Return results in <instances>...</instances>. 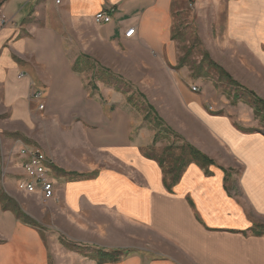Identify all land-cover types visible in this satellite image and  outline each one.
Here are the masks:
<instances>
[{
	"label": "crops",
	"instance_id": "obj_1",
	"mask_svg": "<svg viewBox=\"0 0 264 264\" xmlns=\"http://www.w3.org/2000/svg\"><path fill=\"white\" fill-rule=\"evenodd\" d=\"M173 5L174 0H0V11L12 19L0 27V264H63L62 256L74 264H98L67 250L57 235L73 245L127 251L121 261L105 264H264V232L253 230L264 221V136L236 128L228 117L208 115L185 96L206 138L193 143L223 166L190 161L169 190L159 163L142 153L146 144L130 136L128 113L117 103L105 112L103 100L89 96L73 70L81 54L74 52L76 45L67 48L63 31L96 25L94 15L102 9L113 10L112 21L98 25L99 44L110 58L106 48L92 55L104 66L132 77L129 57L139 47L176 65ZM227 13L233 27L241 15H259L243 24L259 32L264 0H228ZM130 26L136 35L126 39ZM253 34L242 30L240 43L255 63L242 68L264 89V42ZM35 90L42 92L43 110L32 99ZM69 133L77 138H62ZM40 145L56 161L59 203L44 205L40 195L30 199L17 189L24 161L19 149ZM101 151L119 167L96 169L101 158L95 152ZM60 167L79 178L63 176ZM10 198L25 206V218L8 206ZM32 223L54 230L43 228L44 237Z\"/></svg>",
	"mask_w": 264,
	"mask_h": 264
},
{
	"label": "rangeland",
	"instance_id": "obj_2",
	"mask_svg": "<svg viewBox=\"0 0 264 264\" xmlns=\"http://www.w3.org/2000/svg\"><path fill=\"white\" fill-rule=\"evenodd\" d=\"M227 5L228 0H174L171 31L177 64L170 65L165 56H163L164 58L155 57L154 54H147L148 52L144 48L139 47V49H136L137 52L129 57L134 59V61L130 60L128 63L129 73L132 74V77H124L116 70L107 68L92 55V53L97 54L98 51H104L101 48H106L99 44V26L97 24L88 22L84 24V29L63 31L68 49L72 50V47L76 45L75 53L80 52L79 54L83 55L81 51L84 49L86 51L84 52L85 55L91 58L89 60L91 65L89 64L84 71L80 72L89 96L100 102L103 100L105 112L110 111L109 103H117L128 113L131 119L130 136L135 142L146 144L141 149L146 157L149 155L155 157L154 160L158 163L157 159H164L163 168L159 163L164 172V178L171 171L170 169H177L178 160L176 158L182 152L184 144L189 143L199 149L194 144L196 142L194 139L206 141L205 133L198 121L191 118L194 116L191 115V107H189L185 96L188 97V100L190 98L189 102L194 101L200 109H205L208 115L228 117L236 128L248 132L257 131L264 136V119L256 116L253 106L248 103L252 98L249 99L247 93V90H249L264 100V93L261 92L264 89L258 83V79H254L252 72L242 68V65L253 67L255 63L246 57L248 56L246 48L240 43L243 40L241 38L242 30H244V33H249V35L254 33L253 35L262 37L264 42V19L262 22L259 19L262 23V30L259 29V32L257 30L252 31L251 27H243V24L249 25L251 17L257 18L259 16L256 14H240L241 16H238L239 20L233 27L227 13ZM79 41L82 45H79ZM106 50L104 56L108 60L110 57L107 48ZM74 52L71 51L70 55H74ZM211 63L217 66L214 67ZM220 68L223 69L226 75L219 70ZM259 75L264 82V72L259 73ZM231 81L235 82L232 83ZM193 87H198V91H194ZM181 88L184 89V92H181ZM140 94L145 95L148 103L152 104L162 117L165 125L170 127L173 132H168L166 129L155 125L152 120V113H150V109L147 108V103H145L146 100ZM131 98L133 100H130ZM42 99L43 95L39 101L35 100L38 103V109H40V103L44 104ZM245 119L253 121L244 125L242 121ZM72 135V133H69L68 136L66 134L62 138L67 137L71 142ZM73 137L77 138V134H74ZM38 147L47 155L41 145ZM166 149L167 151H165ZM199 150L207 155L202 149ZM95 154L101 158V165H96V169H102L110 164L119 167V164L108 163V156L103 151L95 152ZM207 156L214 161L211 165H222L218 157ZM53 161L56 162L54 159ZM60 171L64 172L62 173L63 176H65V173H72L65 172L62 168ZM70 174V178H79L76 174ZM172 176V174L167 175L169 181ZM60 179L61 177L58 178V181ZM232 182H234V179H230L227 183L230 189ZM27 195L30 199L37 198L36 194ZM41 199L44 205L47 201L53 199H56L53 201L57 203L60 202L58 195L50 200ZM9 200L10 202L7 201L8 206L13 208L22 218H25V206L23 205V209L17 201L11 198ZM40 207L44 206L40 205ZM38 224L32 223L33 226L42 229L41 233L44 237H46L44 230H54L52 229L54 227L45 226L42 223ZM260 226H264V221L254 227L253 230H260ZM262 230L264 231V229ZM49 240L47 239V246L51 252L54 246ZM55 241H60L59 243L62 246L68 248L67 250L76 251L83 257L98 260V264L116 263L121 261L124 256L122 255L118 260L105 259L106 261H102L98 256L93 258L89 255L90 250L93 248L66 243L58 235ZM93 250H97V248ZM112 250L104 249V252ZM62 258L65 262L63 264H74L72 261H66L64 256ZM52 264L55 263L52 262Z\"/></svg>",
	"mask_w": 264,
	"mask_h": 264
},
{
	"label": "built area",
	"instance_id": "obj_3",
	"mask_svg": "<svg viewBox=\"0 0 264 264\" xmlns=\"http://www.w3.org/2000/svg\"><path fill=\"white\" fill-rule=\"evenodd\" d=\"M62 0H55L56 4H60ZM113 10L102 9L95 13L94 22L97 25H105L112 21ZM12 23V19L3 11H0V27H4ZM124 37L131 39L136 35V27L130 26L124 31ZM194 91H198V87H193ZM34 100L42 98V92L35 90L32 93ZM44 108V104L40 103V109ZM19 155L24 158L22 162V173L18 177L16 185L17 189L25 194H37L44 200H50L56 196V182L53 178V163L51 159L38 146H23L18 151Z\"/></svg>",
	"mask_w": 264,
	"mask_h": 264
},
{
	"label": "trees",
	"instance_id": "obj_4",
	"mask_svg": "<svg viewBox=\"0 0 264 264\" xmlns=\"http://www.w3.org/2000/svg\"><path fill=\"white\" fill-rule=\"evenodd\" d=\"M90 59L91 58L85 54L80 55L76 59V61L74 62L73 70L77 73L84 71L85 67H88V65L90 64V61H89ZM211 65H213L214 67L217 66V65H214V63H211ZM219 70L223 74H225V72L223 71L222 68H220ZM227 76L229 77L228 74H227ZM117 78L120 79L119 77H117ZM231 82L233 83L235 81H231ZM115 88H116V85H115ZM247 93H248V98L249 99L252 98L250 100L248 99L249 100L248 103H250L253 106L256 116L262 117L264 119V100L249 90H247ZM140 96L143 97L145 100L147 99L145 97V95H143V94H140ZM130 100H133V99L131 98ZM145 103H147V106H148L147 108H149L150 113H152V120L155 123V125L160 127V128L162 127L163 129H166L168 132H173L170 127H167L165 125L162 117L158 114V112L152 106V104L148 103L147 100ZM168 150H170V149H168ZM165 151H167V149ZM147 156H148V154H147ZM148 157L153 158V159L155 158V157H152L150 155ZM176 159L178 160L177 161L178 162L177 169L173 170V168H172V169H170L171 171H169V173L165 175V183H166L167 187L169 188V190H172L173 186L179 181L185 167L187 166V164L190 161H195L196 163H198L202 167L209 166V165L214 163V161L211 158H209L207 155H205L199 149H197L195 146H193L189 143L184 144L182 146V152L179 155H177ZM157 160L159 161L160 165L163 168V165L165 163V161H163L164 159H157ZM170 174H172L173 176H172L171 180L169 181L167 175H170ZM262 229H264V226H260V230L255 229L254 232L255 233H263L264 231ZM90 251L91 252H89V255L91 257L94 258V257L98 256V258L101 259L102 261L105 259L118 260L119 258H121L122 255L127 254V251H125L123 249H113L110 252H104L103 250H100V249H97V250L91 249ZM101 260H99V261L101 262Z\"/></svg>",
	"mask_w": 264,
	"mask_h": 264
}]
</instances>
